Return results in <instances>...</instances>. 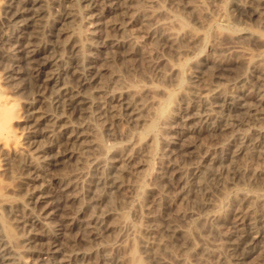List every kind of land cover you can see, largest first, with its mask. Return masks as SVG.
<instances>
[{
  "label": "bare ground",
  "instance_id": "bare-ground-1",
  "mask_svg": "<svg viewBox=\"0 0 264 264\" xmlns=\"http://www.w3.org/2000/svg\"><path fill=\"white\" fill-rule=\"evenodd\" d=\"M166 1L198 21L207 15L200 0ZM81 2L79 7L76 0H0V24L10 26L9 33L0 29V214L5 213L0 216V264H175L157 253L158 248L186 249L189 241L186 230L161 218L170 199L167 175L174 167L165 159L173 150L190 148L188 139L196 130L216 132L214 108L250 112L239 95L253 84L264 90V55L243 47L256 34L241 31L225 41L215 35L207 52L189 64V82L178 96L189 111L176 121L164 117L160 130L164 141L172 131L184 132L185 139L162 150L149 173L150 184L135 207L146 222L145 232L156 238H141L137 245L119 202L125 186L134 188L126 177L138 173L137 156L153 151L152 137L107 147L99 129L121 121L147 124L166 85H181V68L163 52L179 58L198 51L205 35L153 0ZM209 3L219 14L234 5L264 29V0ZM137 74L149 83L139 84ZM190 120L197 125L186 130ZM255 156L264 162V128L239 134L192 168H178L179 196L191 207L177 209L175 216L189 222L194 207L215 206L198 194L208 195L211 182L223 184L229 173L264 188V167L240 161ZM226 195L219 190L218 197ZM159 219L163 226L156 225ZM231 219L232 231L223 233L220 225ZM195 226L211 236L199 248L200 261V256L215 255L213 264H226L225 256L247 264L264 257V199L257 194L239 192L224 214ZM104 233L115 242L103 244ZM78 241L84 242L82 249ZM219 249L223 257L216 255Z\"/></svg>",
  "mask_w": 264,
  "mask_h": 264
},
{
  "label": "rangeland",
  "instance_id": "rangeland-1",
  "mask_svg": "<svg viewBox=\"0 0 264 264\" xmlns=\"http://www.w3.org/2000/svg\"><path fill=\"white\" fill-rule=\"evenodd\" d=\"M153 1L159 3L169 12L176 15L186 26H188L189 29L195 32L203 33L205 35V40L200 44V50L195 52H184L179 58H175L163 52V55L166 58L173 63H178L181 68V85H166V93L161 97L159 96V106H157L155 114L151 115L147 124L136 125L134 123L121 121L99 129L100 138L107 147H111L113 145L120 146L127 140H135L137 138L144 143L149 140L150 136L152 137L151 145L153 147V151L149 152V154L146 151H141L137 156L136 162L138 163V173L133 176L129 175L126 177L127 182L134 185V188L125 186L119 202V210L123 211L126 215L127 224L133 229L137 245L139 244V240L141 238L146 239L149 242H152L156 238L154 234H147L145 232L144 229L146 222L139 218L135 207L140 193L150 184L149 173L154 171L158 166V160L162 150L170 151L176 144V141L178 142L179 138L185 139L184 132L172 131L168 138L164 141L160 136V130L162 127V119L164 117L168 119L171 118L170 120L176 121L189 111L183 101L178 98L179 94L183 90V87L189 82V64L207 52L208 44L215 35L220 34V39L225 41L229 36L241 31L256 34V37L252 38V40L244 42L242 44L243 47L248 49L253 54L261 53L264 55V29L255 24L254 21L248 19L247 12L234 5L227 4L226 12L224 14H219L211 7L209 0H200L206 8L207 15H203L200 21H198L195 19L194 15L168 3L166 0ZM76 3L79 7L82 6L81 0H76ZM0 29L9 33L10 26L7 22L3 21L0 24ZM138 36L145 46H149L148 44H150V41L143 31H139ZM143 67L145 70H149L146 68V65ZM236 70H238V68H236ZM135 80H137L139 84L148 82L147 80L142 79L139 74L135 75ZM151 82L153 85L158 84L154 76H151ZM223 86L228 87L229 84L227 85V83L224 82ZM263 91L262 86L253 84L250 91L240 92V104L243 107L246 106L245 108H248L250 112H234L223 107L214 108L213 127L216 132L205 130L199 133L196 130L193 135L190 136L191 138L188 139V142H190L189 145H191L190 148L183 152L173 150L172 154L165 159L166 166L173 165L174 167H172L167 175L169 176V181L166 184V194L170 199L165 201V207L167 209L161 218L164 220L170 219L173 226L186 230L189 236V241L186 249L183 250H180L177 247L165 248L164 250L158 248L157 253L161 257L166 259L171 258L175 264H213L217 260L215 255H207L205 257L200 256V258H203L204 261H200L196 256L199 254V248L202 246L204 240H206V238L210 235L207 236L208 234H205L201 230L197 229L195 223L224 214L230 208L231 200L238 195L239 192L248 194L254 193L264 199V188L260 185H257V187L249 186L238 175L229 173L225 176L227 182L223 184L217 183L216 180L211 182V188L209 189L210 193H208V195L204 194L203 191H200L198 194L199 197H202L203 199H208L209 201L212 200L215 203V206L208 207L203 210L194 207L193 211L195 214L189 222L183 221L175 216L177 209L187 210L191 207L179 196L182 184L176 174L178 168L185 170L192 168L200 162H204L210 157L217 155L218 148L220 146L227 145L229 141L235 140L239 134L247 133L254 129L264 128ZM195 122H197V120L188 121L185 129H190ZM232 143L234 145L238 144L234 141ZM240 161H245L248 165L254 168L261 169L264 167V162L260 156H255L249 160L241 158ZM50 172L52 173V170H50ZM260 181L262 184V181L264 180L261 179ZM220 189L227 194L225 198L218 197ZM81 197L82 199H85L83 194ZM3 215H5V213L1 212L0 216L4 217ZM231 222L232 219L222 223L220 225V230L223 233L231 232L233 227ZM155 223L158 226H163L164 222L162 219H159ZM102 235L104 240L103 244L111 245L115 242L113 236L106 233ZM169 236L170 234L165 232L163 238L168 239ZM215 239L217 243L224 244V240ZM92 243L93 247H96L95 243L97 242L94 239ZM77 245L78 248L82 249L84 247V242L78 241ZM169 249L172 253L169 252ZM215 252L219 257L224 256L220 249ZM136 255L141 258V253L138 249H136ZM225 259L226 264H234L232 257L230 258L229 256H225ZM183 260H185V262ZM247 264H264V257L261 258L260 256H257L256 260L247 262Z\"/></svg>",
  "mask_w": 264,
  "mask_h": 264
}]
</instances>
